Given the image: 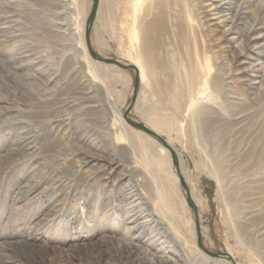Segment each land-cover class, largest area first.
<instances>
[{
  "label": "rangeland",
  "instance_id": "obj_1",
  "mask_svg": "<svg viewBox=\"0 0 264 264\" xmlns=\"http://www.w3.org/2000/svg\"><path fill=\"white\" fill-rule=\"evenodd\" d=\"M92 2L0 0V259L8 253L13 264H24L9 244L22 242L42 252L32 264H70L49 261L42 250H94L105 237L154 252L169 233L185 250L184 264H195L204 253L199 231L206 250L237 264H264V89L244 90L238 81L234 52L242 47L228 40L226 24L211 21L200 32L194 21V34L178 38L181 53L165 55L161 46L146 57L151 72L139 80L128 117L173 147L176 169L159 139L123 118L134 70L89 56L84 29ZM149 2L99 0L89 32L93 51L124 64L141 61V19L158 11L156 4L147 11ZM210 48L231 75L200 86L208 68L195 63ZM166 57L181 70L163 66ZM214 68L209 82L221 75ZM144 134L149 148L141 144ZM150 151L160 159L155 165ZM94 255L115 264L110 249Z\"/></svg>",
  "mask_w": 264,
  "mask_h": 264
},
{
  "label": "bare ground",
  "instance_id": "obj_2",
  "mask_svg": "<svg viewBox=\"0 0 264 264\" xmlns=\"http://www.w3.org/2000/svg\"><path fill=\"white\" fill-rule=\"evenodd\" d=\"M150 2L146 10L148 11V8L151 6L150 4H156L158 11L157 13L152 14L147 19L146 18L141 19V29H140L141 31V35H140L141 61L135 58L134 59L135 62H132L133 65L137 67V70L139 72L140 82L145 81L147 71L149 74L151 72L150 68L152 66L146 63L147 61L146 57L148 55L154 56L156 51L162 49L161 46L164 47L165 55H171L169 54V52H171L172 54H175L176 51L178 53H181L183 50V46H179L178 38H182L181 35L194 34L193 32H194L195 27H197L200 30V32H202L203 29L206 30L208 28L209 23H211L212 21V25H219L221 23L226 24L227 28H226V31L224 32H227V34H233V36L231 38H228V40L237 42V45L242 47L241 51L234 52V58H235L234 61L235 62L238 61V63H236L238 66L237 77L239 79L238 81H240L241 85L244 87L243 89L250 90V91L259 90L260 87L262 90L264 89L261 86L264 84V71H263V68H264V65H263V62H264V1H261V0H176L175 1L176 9L173 14H171L168 9V7L170 6L171 0H150ZM141 4H142V0H141ZM208 16H209V20H206ZM169 18L172 19V22H168ZM194 21L196 22L195 27H194ZM171 24L173 25L174 28H172ZM186 28L189 29V33L186 32ZM136 38L137 39L139 38L137 34H136ZM164 39H168V43L166 44L167 45L166 47L163 44ZM171 45L175 47L174 50L173 49L169 50ZM217 45H219V49H222L224 46L229 47L228 45H223L221 43H217ZM83 50L87 54V51L84 45H83ZM217 50H215L214 48H210L208 50L209 56H205V58L202 57L200 62L198 58L196 60V63H195L196 69L199 68L198 66L199 64L201 67L200 70L208 68V71H206L207 72L206 75L205 73H203L204 75L201 73L202 82L200 83V86H207L209 83H211L213 86L214 85L217 86V85H220L223 82V80H226L225 78H230V75H231L230 72L229 71L226 72V70L224 71L223 66L220 64V61L218 60L219 53L217 52ZM221 52H225V51H221ZM223 56L227 57V54L224 53ZM245 59H249V60H245ZM164 60L166 61L167 64L163 63V66L168 65L176 72H179L181 70V64L179 62L172 60L171 58H167V57ZM157 66H160V64H158ZM212 66L215 67L214 68L216 69L215 72H220L222 76L221 75L219 76L218 73H216L215 75H212V77L210 76L211 81L209 82L208 75H209V72ZM183 67H184L183 70L185 72L186 68L184 65ZM190 73L191 75H188L185 78L184 82L186 84H189L193 79L192 70ZM194 77H196V73ZM229 81L233 83V80L230 79ZM199 91L201 92V90ZM141 144L145 148H149L150 146H152L153 143L144 134L141 137ZM161 151H165V149L161 148ZM150 152H151L150 157H151L152 164L155 165L156 163L160 161V159L158 158L157 155L154 154L153 151H150ZM121 159L122 157L120 158V161ZM112 160H114V158ZM258 161L259 163H261L260 158L258 159ZM132 196L135 199V201L139 198L137 197V193L135 192H133ZM138 203L139 202H136V203L134 202V205ZM143 204L144 202L141 201V205ZM135 210H137V207L134 209V211ZM164 238L165 240L160 244L159 248L156 251L154 250V252L147 250L140 243L136 242V243L126 244V243H122L118 239H113L110 237L103 238L102 240L103 244H99V243L97 245L94 244L93 245L94 250L89 248L88 246H85L84 248L73 247L72 248L73 252H66V253H65L66 250L64 251L60 249H53L52 252H49L45 249H43L42 251H43V254H46L47 256H49V258H47L49 261L54 260V258H58L57 260H62L64 258H67L70 264H72L71 260H73V258L78 259L79 262H82V263L101 264L100 259L96 258V256L94 255V252L95 251L101 252L104 250V248L112 250V252L115 255V259H114L115 264H141V263L143 264H184L185 259H186L185 250L175 243V241L169 235V233L166 234ZM164 242H166L165 245H164ZM9 244H10V247L14 249L15 254H17L16 256L19 257V261L24 264L26 263L32 264V262L36 258L35 256L38 254L40 256V254L42 253L40 249H33L34 247H31L22 242L21 243H9ZM204 253L196 254L195 264H217L218 258L211 259L209 255L204 254ZM7 255L9 254L7 253ZM7 255L2 256V259H0V264H4V262L8 260H11L9 264H13L12 259H9L10 257ZM41 257L45 259L44 256H41ZM42 261H45V260H42ZM227 262H230V261H227Z\"/></svg>",
  "mask_w": 264,
  "mask_h": 264
},
{
  "label": "water",
  "instance_id": "obj_3",
  "mask_svg": "<svg viewBox=\"0 0 264 264\" xmlns=\"http://www.w3.org/2000/svg\"><path fill=\"white\" fill-rule=\"evenodd\" d=\"M98 2H99V0H93L92 7L90 9V12H89V14L87 16V19H86V22H85L84 39H85V44H86V48H87L88 54L90 55V57L93 60H96V61H99V62H103V63L113 64L115 66H119V67H122V68H131V69L134 70L135 77H134L133 93H132V97H131L130 103H129V105L127 106L126 110L123 113V118L125 119V121L129 125L133 126L134 128L141 129L145 133L150 134V135H153L157 139H159L160 142H161V144L165 147V149H167L169 151V153L171 155V159H172L173 165L177 169L178 168V163H179V158L177 156L176 151L173 149V147L171 145H169L161 136H159L153 130L149 129L145 124L140 123V122L133 121V120H131L128 117V113L130 112V110L132 108V105H133V103L135 101V97H136L137 90H138V87H139V80L140 79H139V72L137 70V67H135V65H133V64H127V63L124 64V63H121L118 59L101 57L99 54L95 53L93 51V49L91 48L90 41H89V32H90L91 25L93 23V20L95 18V15H96L97 7H98ZM179 181H180L181 185L184 188H186V185H185L184 180H183V178H182L181 175H179ZM188 202H189V205L194 209L193 204L191 203V200H190L189 197H188ZM197 243H198L199 248L202 251H204L207 255H209V256H211L213 258L225 259L227 261H230L232 264H237L232 259V257L229 256V254H227V253H223V252L215 253V252H211V251L206 250L203 247V245L201 244V236H200L199 231H198V236H197Z\"/></svg>",
  "mask_w": 264,
  "mask_h": 264
}]
</instances>
